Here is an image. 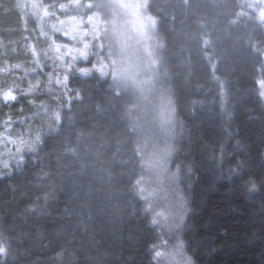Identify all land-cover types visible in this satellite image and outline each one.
I'll return each mask as SVG.
<instances>
[{"label": "trees", "instance_id": "16d2710c", "mask_svg": "<svg viewBox=\"0 0 264 264\" xmlns=\"http://www.w3.org/2000/svg\"><path fill=\"white\" fill-rule=\"evenodd\" d=\"M67 1L41 0L51 12L46 20L64 25L70 11L83 16L76 7L58 9ZM20 6L0 0V69L32 59L27 34L36 38L37 30ZM257 8L252 0H148L155 71L167 80L186 129L174 159L190 177L180 184L188 212L178 239L192 264H264V106L257 83L264 19ZM54 41L70 43L58 32ZM29 78H19L25 90ZM70 83V107L64 88L51 92L46 84L34 97L0 105V123L8 114L39 120L35 149L24 150L18 167L0 171V264H160L154 246L167 240L172 251L176 239H165L133 188L146 155L147 133L135 109L140 96L99 75H73ZM221 85L230 119L221 115ZM33 98L45 108L30 105Z\"/></svg>", "mask_w": 264, "mask_h": 264}, {"label": "rangeland", "instance_id": "374dc122", "mask_svg": "<svg viewBox=\"0 0 264 264\" xmlns=\"http://www.w3.org/2000/svg\"><path fill=\"white\" fill-rule=\"evenodd\" d=\"M19 2H21V10L23 11L24 7L25 13L29 17L27 19L34 20L37 30L36 38L34 33L27 34L28 41L26 46L27 51L31 53L32 59L30 60V64H27L26 66H24L25 64H14L0 69V85L2 86L4 82L3 77L7 81L9 80L7 85H11L13 83L20 84V82L24 80V77L30 76L31 79L29 78L26 81V84L29 80V84L33 86H35L37 82H40V88H42L44 87L43 84H46V86L48 85V78L52 75V71H55L56 68L63 70L64 65L61 61L56 59L57 56L63 57L69 51H71L73 56L77 55L76 50L82 48L83 43H85L83 40L84 33L79 28V19L73 20L68 18L64 21V25H58L50 20L47 21L46 14L50 16L51 12L47 9L46 11L45 8L41 7V0H19ZM252 2H258V14L264 19V0H252ZM92 3L95 6L92 10L94 12L95 19L97 22L102 21L103 31L100 35L103 43L104 55L107 57L108 62L110 63L112 60L122 61L125 64L130 62L133 66V77L131 79L119 76L113 78L112 75L108 74V67H105L103 72H99L97 75L109 78L115 84L116 89L121 92H124V88H126L133 89L139 94L140 97L135 98V109L138 110V116H140V118L144 121V128L147 133L145 135L146 140L149 138L150 128L153 130L154 136L156 133L158 134L156 124L158 110L163 102L168 100L171 101L167 80L165 79L162 82L163 79H161L160 76L162 73L158 70L155 71V55L157 56L158 50H155V24L150 19L148 14V0H92ZM63 5H65V9L63 11L67 10L70 6L73 8L76 7L70 2V0ZM60 6L58 9L62 10ZM79 10H82L81 13L83 15H87V12L83 8ZM77 13L70 11L67 17L77 16ZM74 29L76 30L75 32H73ZM57 30H60V32L67 31L69 33V44L64 45L54 41V33H56ZM73 34L76 36L75 40L71 39ZM38 35L41 38L40 41L37 40ZM71 41L73 43H71ZM86 42L90 46L88 49V56L91 59L92 64L96 65L102 60L99 47L100 41L89 39ZM93 44L96 46L92 47ZM57 45L61 48L59 53L56 52ZM151 51L152 53L150 54L149 52ZM93 52L96 53L95 56L92 55ZM261 60L262 68H264V51L261 53ZM71 63L72 72L73 70L76 72L75 62ZM19 78H21L20 82ZM260 79H264V76L261 75ZM47 88V90L52 92L63 87L57 88L52 86L49 88L47 86ZM258 89L260 100L264 106V97L260 95L261 90L259 85ZM42 91L43 90L40 89L37 91L35 87H33V92L35 94H39ZM135 109L131 108V111L133 112ZM148 110H150V112L145 117L144 114L147 113ZM57 114V111L53 113V120H56ZM37 116L38 115H35V117ZM35 117L34 122L32 117L28 123L25 124V127H17V130H27L31 127L33 136L31 142L27 146L28 149H35L36 141L38 140L36 138L38 136V132L37 130H33L34 125H36L37 121H39ZM44 122H46L47 125L45 129H48L50 122ZM19 125L24 126L22 123ZM10 150L12 151V157H15V159L9 157L8 153ZM0 151L3 153L4 160H11V163H14L15 166L18 162L19 165L22 164V162H20V157L16 154L11 144H9L7 148L0 149ZM0 171L5 174L9 172V168L4 169L0 166ZM160 210L161 209H157V211ZM153 215L154 213L151 212L152 217ZM161 228L163 229L165 239H168L167 230L164 229L163 226ZM176 242L177 240L174 241V243ZM157 251L171 252L162 245H159ZM3 256V247L0 244V258ZM178 259L179 257H160L159 261L160 264L161 262L162 264H176Z\"/></svg>", "mask_w": 264, "mask_h": 264}, {"label": "snow or ice", "instance_id": "6c2138e0", "mask_svg": "<svg viewBox=\"0 0 264 264\" xmlns=\"http://www.w3.org/2000/svg\"><path fill=\"white\" fill-rule=\"evenodd\" d=\"M79 10L83 8L87 15L80 17L73 16L71 19H79V28L83 31L84 36L82 48L77 49V55L73 56L71 51L65 54V56H57V60L61 61L64 65L63 70L56 68L52 71V75L48 78V87L55 86L57 88L63 87L65 93H67L66 103L71 106L72 102V88L71 80L73 75L76 77H83L85 79L90 78L91 75H97L99 72H103L105 67L109 68V75L113 78L122 77L131 79L133 77V66L129 62L125 64L122 61L112 60L110 63L107 57L104 55L103 43L101 40L100 33L103 31L102 21L97 22L95 19L94 5L92 0H70ZM62 10L65 9V5L60 6ZM91 30V31H90ZM76 30L74 29L73 32ZM59 35H62L66 39L69 38L67 31L60 32L57 30ZM72 40L76 39L73 34ZM89 39L94 41H100V56L102 60L96 65L92 64L91 59L88 56L89 44L86 42ZM96 45L93 44L92 47ZM61 48L57 45L56 52L59 53ZM96 55L95 52L92 53ZM79 57V58H78ZM75 62L76 72H72V63ZM259 72L264 76V68H260ZM260 88V95L264 97V79L257 81ZM33 87L39 91L41 84L37 82L35 86L29 84L27 90L24 86L19 83H13L7 88L0 87V105L3 107H11L17 104L22 97H34ZM220 106L221 115L227 116L230 119V114L227 113V89L221 85L220 92ZM53 99H59V97L53 96ZM28 103L33 107L39 103L41 109L45 108L43 102L37 101L36 99H29ZM21 114L23 108L20 109ZM37 114H33L34 117ZM58 118V114H57ZM20 123L27 124L28 117H24V120L14 121L11 114L4 117L2 123H0V149L7 148L9 144L13 146L14 151L20 157V162L23 161V152L31 142L33 132L31 127L27 130L21 129L20 132H14L13 128L18 126ZM156 124L158 134L152 138L151 145L149 140L146 139L144 142V150L146 155L141 159L142 171L136 174L133 180V188L135 194L145 202L147 205L146 211L154 213L152 217V223L154 225H162L170 235V239H176L175 244L170 245L172 248L171 252L156 251L155 246L153 248L155 257H179L176 264H192L191 258L187 257L183 253L184 244L178 239V233L182 231L184 226L185 217L188 212V202L183 195H181L180 184L182 181L189 179L187 174L182 172V169L186 166L176 163L174 157L179 152L180 140L184 137L186 129L182 121H178L175 115V109L172 107L170 100L163 102L158 110L156 117ZM39 138L38 136L36 137ZM30 150V149H29ZM9 157H12V151H9ZM0 166L7 169L12 166L11 160L6 161L3 158V153L0 151ZM19 166V162L16 165ZM188 171L191 169L188 167ZM253 186L251 191H255ZM157 209H161L157 211ZM164 246L169 247L168 241H164ZM162 264V262H161Z\"/></svg>", "mask_w": 264, "mask_h": 264}, {"label": "bare ground", "instance_id": "6f19581e", "mask_svg": "<svg viewBox=\"0 0 264 264\" xmlns=\"http://www.w3.org/2000/svg\"><path fill=\"white\" fill-rule=\"evenodd\" d=\"M247 2V1H246Z\"/></svg>", "mask_w": 264, "mask_h": 264}]
</instances>
